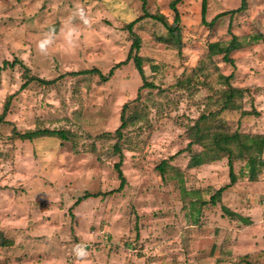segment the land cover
<instances>
[{
	"label": "rangeland",
	"instance_id": "1",
	"mask_svg": "<svg viewBox=\"0 0 264 264\" xmlns=\"http://www.w3.org/2000/svg\"><path fill=\"white\" fill-rule=\"evenodd\" d=\"M173 1L0 0V69L19 61L0 74V264H75L76 244L84 264H264V0L221 18L241 0H208L205 20L182 0L179 23ZM78 4L91 23L64 55ZM146 14L162 19L134 27L154 88L133 59L106 82L70 74L126 61Z\"/></svg>",
	"mask_w": 264,
	"mask_h": 264
},
{
	"label": "trees",
	"instance_id": "2",
	"mask_svg": "<svg viewBox=\"0 0 264 264\" xmlns=\"http://www.w3.org/2000/svg\"><path fill=\"white\" fill-rule=\"evenodd\" d=\"M182 0H176V1H173L172 4H171V8L172 10L174 11V14H175V22L176 23H179L181 17H180V12H179V9L177 8V4L179 2H181ZM247 6V0H241V6L236 9V10H232V11H226V12H223L221 14H219L216 18H221L223 16H227V15H233V14H236L238 12H242ZM207 11H208V0H202V16H203V19L205 20V17L207 15ZM144 18H152V19H155V20H158V21H162V19L160 17H157V16H154V15H144L143 17H140L139 19L127 24L126 26V29L131 33L132 35V38H133V44H132V47H131V50H130V53H129V56L127 58L126 61L124 62H121L119 64H117L116 66H114L110 73L108 75H103L101 72H99L98 69H92V70H85V71H79V72H72L70 74H73L75 76H78V75H98L101 80H103L104 82L106 81H109V79L111 78V76L114 75V71L119 69L121 66H124V65H127L132 59L134 61V64H135V67L137 69V71L139 72L140 76L142 77L143 81H144V85L142 88H154V85L152 83H149L146 81V77H145V71H144V67H143V59L141 56L138 55V52L140 51L141 49V44H140V37L135 33L134 31V27L136 24H138L142 19ZM174 29H172V27H170V31H173ZM233 40L234 42H232L229 46V48L225 49V52L226 54L228 55L230 50L232 49H236L237 48V44H236V40H237V37L235 35H233ZM136 51V55L134 57L133 56V52ZM19 61L16 59L14 60L13 63H9V62H6L4 64V66L0 69V74H1V71L3 69H5V67L7 66H13L14 64H17ZM11 64V65H10ZM39 81L41 83H44V84H53L56 82V80H51V81H45L43 79H40L38 77H32L30 78L29 81ZM127 104L124 106V112L127 108ZM5 122V113H3L1 116H0V124L1 123H4ZM125 124H122L121 127L116 131V134H119L121 132V130L124 128ZM50 133V132H49ZM41 136V132L40 131H36V132H29V133H26L24 135L21 136L22 139H25V140H33L34 138H38ZM219 158H215L213 159L212 161H216L218 160ZM198 162H200L198 160ZM229 167H230V180H231V183L225 187V188H222V189H219L217 191V193L215 195L212 196L211 198V201L213 203H216L219 198V196L227 189V188H230L235 182H236V175L234 173V166H233V161L230 160L229 162ZM116 169L119 173V178L121 180V185H120V188L119 190H121L122 188H124L125 184H126V179L124 177V174L122 172V169H121V162H119L118 164H116ZM95 195H90V194H86L83 198H80L76 204H79L82 200L84 199H89L91 197H94ZM80 201V202H79Z\"/></svg>",
	"mask_w": 264,
	"mask_h": 264
},
{
	"label": "clouds",
	"instance_id": "3",
	"mask_svg": "<svg viewBox=\"0 0 264 264\" xmlns=\"http://www.w3.org/2000/svg\"><path fill=\"white\" fill-rule=\"evenodd\" d=\"M83 25H89L91 20L88 12L83 5H76L70 12L68 19L61 26L59 30V50L64 55H73L78 47V26L76 22ZM56 29H50L47 31L43 38L37 43V50L42 55H47L49 49L52 48L57 42ZM89 252L87 246L84 244H76L73 247V256L75 258V264H84L85 259L88 257Z\"/></svg>",
	"mask_w": 264,
	"mask_h": 264
}]
</instances>
